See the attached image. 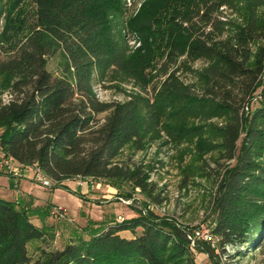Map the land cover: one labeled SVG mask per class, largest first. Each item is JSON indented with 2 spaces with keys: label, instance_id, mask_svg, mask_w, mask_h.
Wrapping results in <instances>:
<instances>
[{
  "label": "trees",
  "instance_id": "trees-1",
  "mask_svg": "<svg viewBox=\"0 0 264 264\" xmlns=\"http://www.w3.org/2000/svg\"><path fill=\"white\" fill-rule=\"evenodd\" d=\"M7 4L0 37V149L6 156L37 165L56 185L76 177L121 179L142 191L148 177L116 161L127 147L174 145L182 171L195 178L208 176L209 159L225 160L214 232L227 243L260 245L264 0ZM56 54L58 73L48 68ZM99 84L122 98L101 100ZM94 224L62 249L41 247L33 258L29 244L46 241L51 226L35 224L28 210L0 196V264H197L185 230L155 212L137 209Z\"/></svg>",
  "mask_w": 264,
  "mask_h": 264
},
{
  "label": "rangeland",
  "instance_id": "rangeland-1",
  "mask_svg": "<svg viewBox=\"0 0 264 264\" xmlns=\"http://www.w3.org/2000/svg\"><path fill=\"white\" fill-rule=\"evenodd\" d=\"M128 1L133 3L135 0ZM7 2L9 0L2 4L4 13L0 17V37L6 29L5 17L10 9ZM17 12L18 9H13V18ZM135 44L131 41L132 46ZM61 62L59 54L51 56L48 68L58 73ZM96 90L103 101L122 98L114 89H106L100 84ZM260 90L256 93L253 107L258 105ZM7 96L5 94V98ZM105 115L100 114L99 118L103 120ZM179 153L178 147L164 146L160 142L141 151L132 147L124 149L116 161L123 167L132 168L140 177H148L147 191H142L130 181L92 177L67 179L60 185L51 180L47 185L41 181L45 174L37 165L21 164L0 149V159L8 163L0 170V196L14 200L19 207L28 210L35 224L51 226L46 241L29 244L33 258L39 255L41 247L62 249L72 237L84 234L91 221L99 226L112 220H122L142 209L145 213L155 212L185 230L197 264H264V237L258 247L251 248L224 242L214 232L216 215L213 202L217 182L221 179L219 171L227 162L215 163L211 158L207 166L208 176L195 178L182 171ZM125 234L130 237L131 233Z\"/></svg>",
  "mask_w": 264,
  "mask_h": 264
},
{
  "label": "built area",
  "instance_id": "built-area-1",
  "mask_svg": "<svg viewBox=\"0 0 264 264\" xmlns=\"http://www.w3.org/2000/svg\"><path fill=\"white\" fill-rule=\"evenodd\" d=\"M8 163L5 160L0 159V170L4 168V166H6ZM12 170H16L14 167H11ZM41 181H43L45 184L50 185V178H47L46 175H43V177L40 178ZM61 208V207H60ZM63 209V208H61ZM66 209V208H65ZM65 212V210L63 211V213ZM65 214V213H64ZM123 219V218H122Z\"/></svg>",
  "mask_w": 264,
  "mask_h": 264
},
{
  "label": "crops",
  "instance_id": "crops-1",
  "mask_svg": "<svg viewBox=\"0 0 264 264\" xmlns=\"http://www.w3.org/2000/svg\"><path fill=\"white\" fill-rule=\"evenodd\" d=\"M125 233H131V232H129V231H124V232H122V235L125 236V237H128V238L133 237L132 233L130 234V237L127 236Z\"/></svg>",
  "mask_w": 264,
  "mask_h": 264
}]
</instances>
